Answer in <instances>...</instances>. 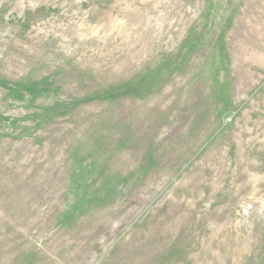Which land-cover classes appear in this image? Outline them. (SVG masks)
Returning a JSON list of instances; mask_svg holds the SVG:
<instances>
[{
  "label": "rangeland",
  "instance_id": "374dc122",
  "mask_svg": "<svg viewBox=\"0 0 264 264\" xmlns=\"http://www.w3.org/2000/svg\"><path fill=\"white\" fill-rule=\"evenodd\" d=\"M0 264H264V0H0Z\"/></svg>",
  "mask_w": 264,
  "mask_h": 264
}]
</instances>
